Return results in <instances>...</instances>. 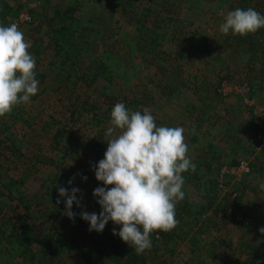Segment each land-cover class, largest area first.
<instances>
[{"label": "rangeland", "instance_id": "1", "mask_svg": "<svg viewBox=\"0 0 264 264\" xmlns=\"http://www.w3.org/2000/svg\"><path fill=\"white\" fill-rule=\"evenodd\" d=\"M16 1L10 0L14 4ZM74 1L20 0L25 10L14 19L27 21L29 10L43 3L48 13L52 14L57 10H65ZM156 2L140 0L133 9L129 5L125 7L124 0H79L80 8L76 16L86 27V40L91 42L87 45L83 66L87 68L92 59H99L107 65L112 79L107 82L99 78L92 82L91 74L88 85L84 77L80 78V74H84L83 66H80L66 83H61L64 73L59 71L60 75H56V71L47 67V90L41 91L44 84L39 87L35 99L21 104L18 109L21 120L11 126L5 124L8 117L0 118L2 173L8 180L19 181V191L29 200L25 201L26 206L15 199V193L9 199L8 191L3 190L4 196L1 199L5 204L0 203V227L3 226L8 232L22 216H28L36 225L41 224L45 214L51 211L52 204L61 199L58 187H65L69 192L72 187L79 188L77 198L81 203L87 201L90 207L101 210L97 202H91L93 191L104 186L96 180L93 167L104 158L105 146L110 139L106 135L107 128L111 126L108 106L112 98L123 103L132 102L134 98H145L137 109L143 113L147 108L155 117L157 126L182 127L185 130L188 155L196 165V171L191 183L184 178L185 195L179 203L183 207L189 204L197 211L204 202L208 203L210 195H216L215 204L207 207L202 220L194 224L193 231L199 236L198 231L200 226H204L205 218L211 222L210 229L204 227L205 233L200 235L201 241L197 247L192 242V234L186 239L178 237L175 243L168 245L174 253L165 252V259L168 262L174 261V264H199L200 261L203 264H246L249 249L245 252L243 245L259 241L257 237L260 238V235L254 229L255 224H258L259 229L264 228V189L260 187L264 184V145L259 147L255 141L261 132L254 136L257 125L264 131V75L262 78L257 73L262 66L256 61L249 66L251 75L245 72V76L240 80L237 78L236 82H224L222 94L213 93L214 98L208 99L206 104L202 95L195 92L194 85L201 76L218 82L225 73L221 67L231 65L235 68L238 60L242 61L249 56L245 50L246 41L251 38L264 41V32H261L264 28L247 36H233L231 32L224 35L219 30L229 11L246 7L257 11L259 0H170L167 8L160 12V18L190 19L186 20V26H182L183 30L176 35L175 40L171 38V33L180 20H167L164 24V29L169 31V37L164 43L172 57L162 62L161 66L153 53L142 49L141 32L138 29L140 25L134 22L144 7H150ZM153 10L161 9L156 7ZM153 17L143 21L146 28L154 22L151 19ZM27 27L21 30L25 39L31 42V37L24 31ZM200 37L213 40L221 52H215L211 57L195 49L194 53H190L189 42L197 40L196 45L200 44ZM241 39H244V43ZM44 40L47 44L48 39L45 37ZM45 52L44 57L50 54L49 50ZM181 63L184 64L181 73L186 72L182 76L175 72ZM45 70L44 67L41 72ZM180 79H183L182 85ZM210 102L209 109L203 114V108ZM84 105L91 108V112H80ZM132 107L130 105L128 109L134 111ZM75 109L78 113L73 116L71 113ZM94 114L99 116L97 121H93ZM48 121H57L53 135L57 129L64 128L65 134L60 138V143L55 141L52 134L48 136L42 130V124ZM47 128L52 129L50 126ZM10 134L17 136L20 142L19 149L14 150L15 154L13 147L9 149L12 144ZM242 161L249 163L248 173L236 169ZM225 168L230 172L221 176ZM83 177H87V180H83ZM70 179H73L71 185L68 184ZM216 180L221 184L219 191ZM3 182L6 180L0 184ZM234 193H237L239 199ZM226 194L230 195L232 206L227 211L215 212ZM54 196L56 199L51 201ZM61 203L64 204L62 199ZM178 208L177 205L176 210ZM72 211H76L75 204ZM238 217L243 219L239 220L242 224L237 223ZM176 219L180 222L177 213ZM242 221L248 222V225ZM187 228L185 223L184 230ZM7 246L1 249L0 264H30L24 259H14ZM161 252L163 254V250ZM255 253L258 258L261 256L260 252Z\"/></svg>", "mask_w": 264, "mask_h": 264}, {"label": "trees", "instance_id": "2", "mask_svg": "<svg viewBox=\"0 0 264 264\" xmlns=\"http://www.w3.org/2000/svg\"><path fill=\"white\" fill-rule=\"evenodd\" d=\"M137 1L140 0H124V6L127 7V5H129L134 9V5H136ZM151 1L153 2V0ZM156 1L157 2L150 7H144V9L141 8L142 13L137 15V19L135 17H132V19H136L134 22L137 23V25H140L138 29L141 32L140 41H142V49L144 51H148L150 54L153 53L158 65L161 66L162 62L165 63V60L168 61L172 57L168 52L169 50H167L165 47L166 42L164 43L166 38L169 37V31L168 29H164V24L167 23V20H180L177 24H175L176 26L173 28L171 33V38L175 40L176 35H178L183 30L182 26H186V20L190 18H160V12L167 8L170 0ZM73 3L74 4H71L65 10H57L52 14L48 13L45 3L40 4L36 8L29 10L30 17L27 21L21 22L14 19L16 16H19L20 12L25 10L23 9V5L21 4L20 0H17L15 4L10 2V0H0V25L8 26L15 23L19 26L20 30L28 26L24 31H27V35L31 37V48L29 51L36 61V79L39 81V87L43 86L47 82V67L51 71H56V75H60L59 71H62L64 73V77L61 80V83H66L71 78L73 73H77V67L80 68V66H83V57L88 51V46L91 42L90 40H86V27L84 26L81 19L76 16V12L80 8L79 0H75ZM156 7H160L161 10H153ZM248 8L246 7L242 9ZM151 16H154L151 18L154 20V22L150 27L146 28L144 26L145 24H143V21L145 22L146 20H149ZM45 37L48 39L47 44L44 40ZM200 39L202 42L197 45V40L195 42H189V47L191 48H189L188 51H190V53H192L195 49L202 51V53L207 57H211L215 54V52H221L220 47L215 46L213 40H206L204 37H200ZM241 42L244 43V39H241ZM246 42V47H249L251 53V57L247 65V69L250 70L249 66L254 65L256 62L255 55L262 53V51H259L258 49V47L262 48V45L259 40L253 38ZM199 46L200 49L198 48ZM163 47L165 48L163 49ZM47 50L50 51V54L44 57L43 55H45V51ZM186 55L188 57V54ZM91 61V63H88L87 68L85 66L82 67L84 74H80V78L84 77L88 85V77L91 74L92 82H95L99 78L110 82L112 77L110 76L111 73L109 72L107 65L99 59H92ZM218 61L220 62L221 60L218 59ZM257 61H259L262 66L260 72L261 77L263 78L262 75H264V60L260 59ZM172 62L174 61L172 60ZM177 66L178 68L175 72L177 74H181V76L184 75L186 72L182 71L181 73V69H184V64L181 63V65L178 64ZM44 67L46 68L45 72H41V69ZM67 69H70V71H68L71 73H69ZM182 81L183 79H180L181 85ZM159 84H162V82ZM46 90L47 84L42 87L41 91L44 92ZM194 90L197 92L196 83L194 85ZM221 90L222 85H219L216 89V94L221 95ZM103 94H105L104 91ZM206 94V97L201 96L203 97L202 100L204 104L207 103L208 99L214 98L213 94L210 98H208L209 92ZM37 96L38 94L33 96L31 100L35 99ZM110 96H108V98H110ZM144 99L134 98L132 102L126 101L123 103L116 98H112L111 105L108 106L107 110L111 115L114 105L116 103H123L127 109L130 107V105H132L134 107V111H139L137 109L138 104L142 103ZM210 105L211 102L210 104L205 105L203 108V114L206 113ZM20 106L21 105L14 108L10 115L5 116V118L8 117L5 124L9 123L12 126V124H15L21 120V113H18ZM82 108L83 109L80 110V112H91V108H88L86 105H84ZM77 113L78 110L75 109L72 111L71 115L75 116ZM93 117V121H97L99 118L97 114H94ZM56 123L57 121H48L47 123L42 124V130L44 133L46 132V135L49 136V134L54 133L53 129L55 128ZM48 126H50L52 129L49 130L47 128ZM63 130L64 128L57 129L55 134H52L57 143H60V138L65 134ZM255 132L256 133L254 136H256L259 132H263V128L260 125H257L255 127ZM16 138L17 136L14 134H10L9 136V139L12 143L9 146V149H12L13 147L14 154L15 148L19 149L20 144ZM105 148H107V146H105ZM262 152H264V146L262 147ZM1 169L2 165L0 164V182L4 181V179L6 182L0 184V187L3 188L0 189V203L5 204L1 198L4 196L3 190H7L9 194V196H7L9 199L12 198L11 195L15 193V199H18L20 203H24L27 206L25 201L28 199L21 191H19L18 188L20 182L12 179L8 180L7 176L2 173ZM253 169H255V167H253ZM183 177L189 183H191L192 178L194 177L193 172H185L183 173ZM215 184L219 191V187L221 185L220 181L216 180ZM197 186H199V184ZM234 194L236 197H238L237 193ZM229 198L230 195L226 194L225 198L223 197V201L219 203V206H217L215 212L227 211V209L232 206V202L229 200ZM54 199H56V196H54L51 201ZM96 200L97 198L94 197L91 202L94 204L96 203ZM215 202L216 195L212 194L208 197V203L204 202V205L200 206V209L197 211L194 210L193 206L190 207L189 204L187 207H183L180 203H178L177 205L180 207L176 210L177 215L180 217V222L178 225L168 232H154L151 235L152 247L149 250H146L143 254L139 255L132 247L124 243L118 235H113V229H115L118 233L121 226L115 225L111 221H109V223L105 226V229L102 233L89 231L90 226L88 222L80 218V212L83 210L87 211L88 213L95 212L96 214H99L101 210H96V208L90 207V204H86L87 201L85 203L82 202L80 208L76 207L75 213L77 215L74 221L70 220L64 214L65 205L63 203H60L59 205L52 204L51 211L49 210L45 214V219L39 225L32 223L28 216H22L19 222L15 224L8 232L3 229V226L0 227V252L1 249L7 244L10 247L11 256L14 259H24L26 263L29 262L30 264H174V261L168 262V260L165 259V252L174 253V250H170L168 245L172 242L175 243L178 237L186 239L189 234H192V242L195 247H197L196 245L199 244V241H201L200 235L205 233L204 227H206V229H210L211 222L206 218V221L203 220L205 222L203 223L204 226H200L198 231L199 236H197V232L193 231L194 224H198L202 220L201 218L205 209L207 207H212ZM205 203H207L206 206ZM27 209H30L29 206ZM185 223L188 227L187 230H184ZM237 223L240 224L241 222L238 221ZM254 227L256 232L259 233L260 238L257 237L259 241L254 244L251 242H246L243 245V250L245 252L249 249V257L246 260V264H264V234L260 232L258 224H255ZM163 243L166 245L164 246ZM159 247L161 250H163V254ZM162 247H164L166 250H164ZM255 251L261 253L259 258ZM198 263L203 264L202 261ZM183 264L190 263L185 262Z\"/></svg>", "mask_w": 264, "mask_h": 264}, {"label": "clouds", "instance_id": "3", "mask_svg": "<svg viewBox=\"0 0 264 264\" xmlns=\"http://www.w3.org/2000/svg\"><path fill=\"white\" fill-rule=\"evenodd\" d=\"M261 28L264 15L253 8H237L227 13L219 30L224 35L231 32L233 36H247ZM30 48V41L17 24L0 25V118L29 103L39 92ZM110 125L104 158L93 167L96 180L104 185L93 191L101 211L82 210L79 215L88 222L90 232L102 233L109 221L121 226L118 233L113 229V235L139 255L152 247L154 232H168L178 225L176 206L185 195L182 174L194 173L196 165L188 155L185 130L157 126L147 108L142 113L116 103ZM260 187L264 189V184ZM57 191L65 204L64 214L74 221L77 214L72 211L73 205L81 207L79 188L72 187L69 192L58 187ZM61 199H57V205ZM260 232L264 234V228Z\"/></svg>", "mask_w": 264, "mask_h": 264}, {"label": "crops", "instance_id": "4", "mask_svg": "<svg viewBox=\"0 0 264 264\" xmlns=\"http://www.w3.org/2000/svg\"><path fill=\"white\" fill-rule=\"evenodd\" d=\"M258 1V0H257ZM259 13H261L262 15H264V0H259V7L257 10ZM261 32L263 33L264 30H261ZM259 42L261 43L262 47L264 46V41H261L259 39ZM259 51H262V53H258L257 55H255V61L257 60H264V48H259ZM246 52H249V56L245 57L246 59L240 61L238 60L235 64V68H232V66L227 65V66H223L221 67L224 71V76L221 80H219L218 82L215 81H209V78L206 76H201V78L196 82V86H197V92L200 93L203 97H206L208 94V98L212 97L213 93H216V89L219 85H222L224 82H236L238 80H240L241 78H243L245 76V72L246 74H250L251 72L249 71V69H247V65L248 62L250 60L251 57V53L249 50V47H247ZM259 62V61H258ZM256 63V62H255ZM259 73V76H261V72H257ZM253 76L255 74H252ZM238 78V80H236ZM207 88H208V92H207Z\"/></svg>", "mask_w": 264, "mask_h": 264}, {"label": "built area", "instance_id": "5", "mask_svg": "<svg viewBox=\"0 0 264 264\" xmlns=\"http://www.w3.org/2000/svg\"><path fill=\"white\" fill-rule=\"evenodd\" d=\"M261 41H263V39H260ZM255 141L256 143L258 144L259 147L263 146L264 145V131L259 133L256 138H255ZM238 170H241L243 172H246L248 173L250 171V167H249V163L246 162V161H242L239 163L238 167L236 168ZM235 171V169H234ZM230 172L227 168L224 169V171L222 173H224L223 175L221 176H224L226 173ZM238 221L240 220H243L241 217H238L237 218ZM245 225L247 224L248 225V222L246 221H242Z\"/></svg>", "mask_w": 264, "mask_h": 264}]
</instances>
